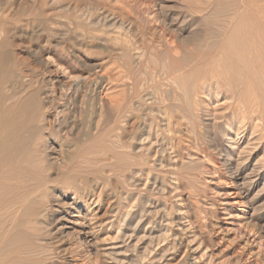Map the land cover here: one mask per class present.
<instances>
[{"label": "rangeland", "instance_id": "374dc122", "mask_svg": "<svg viewBox=\"0 0 264 264\" xmlns=\"http://www.w3.org/2000/svg\"><path fill=\"white\" fill-rule=\"evenodd\" d=\"M55 1L0 0V79L2 78V81L0 80L2 91H0L2 94L7 91L8 94H12L13 91L16 90L17 92V89L20 88L22 92L19 91V94L21 95L23 90L24 94L31 92L33 89L39 91L40 93L35 91L38 98L42 96L49 108L50 120L45 135H50L48 133L50 130L65 140H71L74 135L71 134L72 131L68 122L65 123L63 130L58 129L59 124L53 104L57 100L60 101V96H65L64 101L68 104L66 106L71 107L74 104L75 107L77 106L78 113L76 112V115H79L77 117L81 118L79 119L84 122L83 125L85 124L83 131L86 130L84 128L90 127V125L85 127L86 124H90L94 119H100V115L95 113L97 107L101 112L102 106H110L115 103L125 105L127 103L131 108L127 107L128 109L126 108L122 113L117 112V137L127 145V151L130 148L132 149L135 143L134 138L141 132L144 123L150 120V110L154 108L153 103L156 100H158L156 102H159L160 99L162 101L165 97V93L162 92L170 87L172 88L168 84L169 74L167 77V75L156 71L161 61L166 60L169 68L180 62L178 64H183L184 68L193 69L200 55L199 49H201L198 46L197 32L204 28L198 20L207 11L215 10L217 12L216 17L208 23L207 27L217 30L223 22L224 14L230 16V19L235 16L234 14L237 15L234 25L242 32L241 38L244 42H252L254 46L252 54L258 55L251 58L252 75L239 72L237 77L243 82L242 87L245 93L253 95L260 105V107L253 106V116L251 118H241L243 119L242 122H245L244 125L241 120L239 121L236 118V122L244 126L240 130V136H243L240 137L239 149L236 150V160L238 162L235 163L237 166H241L242 180L235 182L234 179H231L227 171L228 168L222 162L223 154L221 156L215 149L219 143H222L221 124L224 123V118L228 119L231 112L235 110L244 111L247 106L245 104H234L225 88L212 90L213 93H210V95L207 93L203 95L202 93L203 96H198L201 97L199 100H202L198 108L203 107V110L208 108L209 111L206 110L209 115H202L199 119H193L199 138L201 137L198 142L200 145L193 144L190 149V139H194V135L188 133L185 124L182 125L184 120L180 123L181 127L174 123L172 132H168L167 128L165 129L166 132L164 131L167 135L175 134L173 129L178 128L176 134L183 135L182 142L189 147L193 156L190 157L191 159H187V153L180 154L178 150L177 158L182 160L181 156L183 155V160H191L193 163L181 170V177L179 176L180 179L176 184L178 192L176 190V193L165 196L152 194L154 199L163 201L171 211L173 209L172 212H176L175 210L178 208L182 210L181 212L184 213L187 219L186 224L188 232H190L188 234L193 236L196 241L191 243L190 239L184 238L182 244L179 245L181 247L174 249L175 251L173 250L174 252L172 256H169L171 258L167 262H153V264H191L195 257L196 264H264V0H129L128 7L117 0L118 5L115 9L113 6L116 0H113L114 2L111 5H107L109 7L113 5L110 7L111 9L109 7L107 9L116 12L115 14L120 19H124L123 28L119 24L116 28L104 23V21L98 23L94 21L93 24L91 22L95 18L97 20V16L93 15L92 19H89L90 12L85 15L86 20L83 18L84 25L78 26V22L76 23L72 18L75 12L70 8L67 9L66 6V10H64L62 8L64 7L63 4L73 3L72 1H74L73 4H76L78 1V3L80 2L79 6L82 7L85 4V6L90 7L95 2L93 3L91 0H67L66 3L57 0L58 5H56ZM120 5L123 9L120 8ZM200 6L203 7L200 10H204L201 13L197 11L201 8ZM70 12L73 13H71L72 17ZM55 13L56 15H54ZM69 16L72 18L71 23L66 18ZM225 36L227 37V34ZM120 43L124 47L133 45L137 50L143 49V51H146L144 54L147 55L145 54L140 61L133 58V53L132 55H126L128 56L126 57L125 54H121L122 51L118 52L120 48L124 49V47H120ZM117 45L119 46L118 50ZM135 47L134 49H136ZM227 47L224 46L223 49ZM133 51L135 52V50ZM153 67L156 68L152 77L150 71L154 69ZM196 67L194 68L195 72H197ZM138 78L141 81H134ZM155 78L159 83L156 82ZM77 81L79 82L78 86L76 85ZM154 83L155 85H153ZM197 83L200 84V81ZM216 85L215 83L213 87H216ZM27 86L28 89L31 87L32 90L26 91ZM13 87L14 90H12ZM64 92L67 95H64ZM178 93L180 92L178 91ZM161 96L163 97L161 98ZM179 97H182V95L179 94ZM41 98L40 101L45 102ZM141 98L143 99L141 100ZM152 98L155 99L153 103ZM183 100L184 97L181 101ZM236 105L238 106L235 107ZM66 106L64 112H62L64 118H68L70 115V107ZM199 110L197 112H200ZM104 113L101 112V117H104L102 116ZM195 114L198 116L199 113ZM184 136H187L188 139ZM207 138H212V146L209 148L212 155L209 157L210 160L201 161L199 158H204V153L199 151L201 142L207 141ZM105 139L106 136L103 135L101 138L98 135L96 140H88V147L85 151L87 153L93 152L89 155L94 158L98 157V154H101L94 152L99 147L110 149ZM72 149L74 150V148ZM169 153L174 155L170 150ZM112 154L111 152L107 154L110 155L112 161L125 160L126 158L123 154L115 153L116 157H113ZM151 172L150 175H159L161 178L167 177L166 180L169 178L168 175H165L166 172L159 170L157 172L152 170ZM150 175L142 177L144 181L141 178V182L145 184V178L150 179V177H153ZM112 181L108 182L109 184L107 183L108 187L105 182H100V185L96 188V194L101 195L102 205L98 207L94 203L92 207L97 217L102 220L111 214H108V212L112 210L116 198L118 204L120 196L122 197L121 200L125 201L123 197L126 192H131L132 197L135 198L143 190V183L139 186V190L131 188L130 191L129 187H123L125 185L118 178H113ZM239 187H241V191H239ZM240 193H243L242 195L245 193L246 196L239 197L238 194ZM73 197L74 195L70 194L69 201H72ZM239 200L243 201L242 204L239 203ZM124 201L122 203L126 204ZM130 201L133 202L132 199ZM62 202L64 203L61 198L56 206L62 205ZM53 221L55 220H52L48 226L46 224L41 226V230L44 227L52 228L50 230L51 234H49L50 240L52 242L54 240L53 243L56 239L59 240L64 248L63 253L61 252L63 257L60 258L58 264H106L101 245L107 243L105 239L107 241L114 239L113 237L120 229L119 224H117L115 231L107 230V228H104V231H95L97 234L92 237L98 240L93 241L94 246L91 247V252H87V247L85 245L80 246L77 240L79 235L77 231L74 232L73 229L71 230L72 234L60 233V231H56L55 222ZM119 240L117 238V243ZM98 248L102 250L99 251ZM147 257L142 262L140 260L139 264H151L152 256ZM129 264H133V262L130 261Z\"/></svg>", "mask_w": 264, "mask_h": 264}, {"label": "bare ground", "instance_id": "6f19581e", "mask_svg": "<svg viewBox=\"0 0 264 264\" xmlns=\"http://www.w3.org/2000/svg\"><path fill=\"white\" fill-rule=\"evenodd\" d=\"M61 1L66 2L67 0ZM91 1L95 3L93 6L90 5V7L85 6V4H82L83 6L81 7L79 6L80 2L78 3L77 1L76 4H73L74 1H72L73 3L63 4L64 7L62 8L66 10L65 8L67 7V9L70 8L75 12V14H73V11V13L70 12V16L72 17V14L74 15L72 18L76 23L78 22V26L83 24V18L90 12L89 19H92L91 17L93 15L97 16V20L96 18L92 20L91 23L93 24L94 21L95 23L104 21V23L116 28L118 24L122 27L124 19H120L115 14L116 12L107 9L109 7L107 5H111L114 2L113 0ZM119 1L126 7L130 4L129 0ZM117 3L116 0L115 5H112L114 9L117 8ZM56 5L58 4L56 3ZM122 5L119 7L123 9ZM200 9H203V7L197 10L199 13L204 11ZM216 13L215 10L207 11L198 20L199 24L201 26L203 25L204 28L200 30L201 33L200 31L197 32L198 46L201 48L199 49L200 55L198 61H194L196 63L195 66H197V72L194 71L195 66L189 70L184 68L182 63V65H179L180 62L177 65L173 64L174 67L170 66L169 68L166 60L161 61L160 66L157 67L156 71L167 75V77L169 74L170 80L168 84L172 88L170 87L168 90L164 89L165 91L162 93H165V97L162 101L160 99L159 102H156L158 100L155 101L152 98V103L155 101L156 104L154 102L152 105L154 108L150 110L151 112L149 111L151 118L148 122L144 123L141 132L134 138L135 143L134 145L132 144V149L130 148L128 151L126 150L127 145L122 143L117 137V112L122 113L127 107L131 108L127 103L125 105H117L115 103L110 106H102L101 112L103 111L104 113L105 111L102 115L104 117H101L100 109L97 107L95 113L100 115V119H94L90 124H86L87 126L85 127H88V125L90 127L84 128L86 130L83 131L85 124L83 125L84 122L80 120V117H77L79 115H76L77 106L75 107V104L71 106L72 108L66 106L68 104L64 101L65 96H60V101L57 100L54 103L58 105L55 106L53 104L55 116L59 124L58 129L63 130L65 123L68 122L72 131L71 134L74 135V138L72 137L71 140H65L50 130L48 132L50 135H45L50 120L48 114L49 108L47 106L48 104L46 105V100L41 95L42 98H38L37 93H40L39 91L32 90L31 87L28 89L27 86V90H25L28 92L32 91L29 93L25 91L27 93L25 95L22 88L23 93L21 95L19 93L22 91L17 86L19 89H17V92L16 90L11 91L12 94L10 92L8 94V91L6 92L3 89L6 92L5 95L4 93L2 94V87H0V264H58L60 258L63 257L62 251L64 248L61 246L59 240L57 241L56 239L55 243H53L54 240L53 242L50 240L51 237L49 238V234H51L50 230L52 228L44 227L41 230V226L44 224L46 226L50 225L52 220H55L53 221L55 222L54 227L60 233L69 234L73 229L74 232L77 231L79 234L77 240L80 246L85 245L87 247V252H91V247L94 246L93 241L96 238L94 239L92 236L97 234V230L104 231V228H107V230L115 231L117 224H119L120 229L118 233L116 232L115 237H113L114 239L110 238L111 240L109 241L111 242L105 239L107 243L102 241L104 243L101 245L104 256L101 255L105 257L104 262L106 264H129L130 261L133 264H139L140 260L142 262L147 256H152L151 264L153 262H167L171 258L169 256H172V253L181 247L179 245L182 244L184 238L190 239L189 241L191 243H195L194 241L196 240L193 239V236L188 234L190 232H188L186 224L187 219L184 213L181 212L182 210L178 208L175 210L176 212H172L173 209L171 211L163 201L154 199L152 194L157 196L173 194L178 189L176 184L178 179H180L181 170L193 163L191 160H183V155L181 156L182 160H179L177 153L178 150L180 154L187 153V159H191L190 157L193 154L190 153L189 147L191 149L193 144L200 145L198 142L201 137L199 138L193 119H199L202 115L208 116L209 110L208 108H204L205 110H203V107L198 108V105L202 103V100H199L201 97L199 98L198 96H203L204 93L210 95V93H213L212 90L225 88L234 104H245L247 106H244L246 108L244 111L235 110L231 112V116H228L229 118L227 117L228 119L226 117L224 118V123L222 122L221 124L222 143H219L215 149L221 156L223 154L222 162L228 168L227 171L231 179H234L235 182L242 180L241 166L235 164L237 161L236 150L238 151L240 137L243 136H240V130L244 127L243 125L245 123L242 122L243 119L241 118H251L253 116V106L260 107L258 101H256L257 99L253 95L245 93L242 87L243 82L237 77L239 72L252 75L251 58L258 56L252 54V48L254 46L252 42H244L241 38L242 32L234 25V20H237L236 14L231 19L230 16H225L224 14L223 22L217 30L208 28V23L214 20ZM44 14L46 15V13ZM70 16L66 18L71 23L72 18ZM225 34H227V37ZM132 46L128 45L124 47L120 43V47H124V49L120 48V50L118 46L117 50L119 49L118 52L122 51L121 54H125L124 56L132 55L133 53V58L140 61L146 54H144L146 51H143V49L137 50L135 46ZM224 46L228 47L223 49ZM155 58H157L156 55ZM181 60L185 62L184 59L181 58ZM155 68L150 71L152 77L155 73ZM139 78L134 81H141ZM198 81H200V84L197 83ZM156 82L159 83L158 80ZM213 83L217 84L216 87H213ZM76 85H79L78 81ZM12 90H14V87ZM179 94L184 97L183 101H181L182 97H179ZM40 98L41 100L44 99L45 102L40 101ZM148 98L150 99L151 97ZM50 105L52 106V104ZM65 106L70 107V115L68 118L62 116ZM197 110L200 112H197ZM195 113H199L198 116ZM236 118L239 121L241 120L243 125L236 122ZM180 119L181 121L179 122ZM220 119L222 120L223 117ZM182 120H184V123H182ZM174 123L178 124V127H181L180 123L182 125L185 124L188 133L194 135V139L189 138L191 141L189 147L183 144V135L176 134L178 128L173 129V132H175V134L172 133L173 135H167L165 133L166 130L172 132ZM95 135H99L101 138L103 135L106 136L105 141L109 144L110 149L107 150L106 148L102 149L101 147H97L98 150L94 153H100L101 155L98 154V157L94 158L92 155H89L93 152L87 153L85 149L88 147V140H96ZM184 137L186 138L187 136ZM211 139L207 138V141L201 142L200 150L198 149L204 153V158H199L201 161L210 160L209 157L212 155L209 149L212 146ZM169 150L174 155H171ZM109 152L113 153V157H116V154H123L126 158L120 161H118L119 159L113 160V162L109 157L110 155H107ZM117 161L118 163H122L118 164ZM152 170L166 172L165 175H168V180H166L167 177L161 178L159 175H150L149 173ZM146 175L153 177H150V179L145 178L146 183L144 184V182H141V178ZM113 178H118L125 185L123 187H129L130 191L132 190L131 188L139 190V186L143 183V190L135 198L132 197L131 192H126L123 197L125 201H123L127 205L122 203L121 196L119 197L121 202L119 200L117 204L116 198L113 208H111L112 210L108 212V214H111L102 220L97 217L92 207L94 203L98 207L102 205L101 195L96 194V188H98L100 182H105L107 186ZM142 181H144L143 178ZM238 189L241 191V187ZM70 194L74 195L72 201H69ZM242 194L240 193L238 196H246L245 193L244 195ZM59 198H62L64 203L62 202V205L59 203L60 206L57 207L56 204L59 202ZM128 199H132L133 202L130 200L127 201ZM242 202V200H239L240 204ZM95 231L97 232L95 233ZM117 238L121 240L118 243ZM98 250L100 251L102 249L98 248ZM195 259L189 262L196 264L197 260L195 261Z\"/></svg>", "mask_w": 264, "mask_h": 264}]
</instances>
